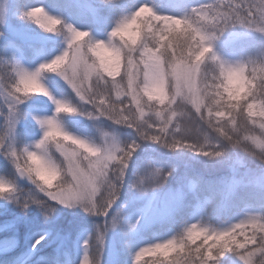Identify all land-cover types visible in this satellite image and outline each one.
Returning a JSON list of instances; mask_svg holds the SVG:
<instances>
[{
    "label": "clouds",
    "instance_id": "clouds-1",
    "mask_svg": "<svg viewBox=\"0 0 264 264\" xmlns=\"http://www.w3.org/2000/svg\"><path fill=\"white\" fill-rule=\"evenodd\" d=\"M181 2L171 10L162 0H99L119 10L97 35L42 0L15 14L12 0H0V42L13 15L59 42L32 65L0 55V158L10 169L0 172V201L25 214L35 207L45 222L60 208L99 221L80 264H104L111 234L134 236L145 215L129 214L130 203L156 196L178 171L153 156L138 163L146 145L208 162L235 157L236 187L261 198L232 215L189 213L163 237L127 245L131 264H264V0ZM236 32L259 43L223 50ZM26 123L35 132L22 138Z\"/></svg>",
    "mask_w": 264,
    "mask_h": 264
},
{
    "label": "rangeland",
    "instance_id": "rangeland-1",
    "mask_svg": "<svg viewBox=\"0 0 264 264\" xmlns=\"http://www.w3.org/2000/svg\"><path fill=\"white\" fill-rule=\"evenodd\" d=\"M94 1L59 0L57 2H49L48 0H42L51 12L62 14L78 25L91 26L96 30L97 35H103L106 26L111 23V20L109 16L103 14L100 5ZM31 2L32 0H12V13ZM179 6L182 7V2H179ZM165 7L171 10L179 9L175 5H165ZM258 43L259 41L255 38L236 32L229 33L220 46L223 50L231 53L253 48ZM27 44H34L37 50L44 47L46 51H51L53 47L59 45V42L47 40L40 31L27 27L24 22L18 19L14 20L11 17L6 37L4 41L0 42V55L8 47L11 50H14L13 47H15L21 51ZM22 56L26 63L32 65L39 59V51L33 59L26 55ZM2 123L3 121L0 120V124ZM72 123L73 127L78 130L80 129L79 125H85L89 128L83 121H73ZM26 126L27 123L21 127L20 136H22V131ZM157 151L169 154L164 150L146 145L142 152L143 154H140L141 157L140 159L138 158L137 162L142 163L149 156L157 157ZM175 156L180 158L191 169L221 173L218 186L213 194L215 197L210 199L207 196L199 199L189 213L209 208L220 214L223 208L228 206V202L232 197L239 192L242 193L243 199L248 195L250 198L261 195L253 189L236 187L234 180L242 175L243 169H240L234 157L223 162H208L202 158L187 154H177ZM181 160L176 158L173 164L168 163L166 160H162V162L176 166L178 169L176 173H179L182 164ZM247 163L249 162L247 161ZM252 164L255 167L257 166L255 162ZM248 166L253 170L249 174L248 179L255 180L258 168L254 167V169L252 166ZM3 171H10V169L6 162L0 158V172ZM175 176L156 196L139 198L130 203L128 213L133 217L140 214L145 215V222L134 236L125 237L122 233L109 236L103 257L104 264H131L127 245H131L132 249L135 250V248L145 242L163 237L177 226H170L164 230H159L158 227L154 228L169 218L179 208L185 198L197 197V187L195 190H191L188 183L190 179L196 181L192 175L188 174L182 177L179 175L174 179ZM24 187L27 188L25 185ZM129 199L130 194L126 193L125 200ZM98 222L94 218L86 216L79 209L68 211L63 208L58 209L56 216L51 221L45 222L35 207L25 214L15 206L0 201V264H80L84 254L83 243L90 233H94V225ZM43 235H46L47 239L33 251L32 245L36 239ZM223 264H232L231 258L225 259Z\"/></svg>",
    "mask_w": 264,
    "mask_h": 264
},
{
    "label": "trees",
    "instance_id": "trees-1",
    "mask_svg": "<svg viewBox=\"0 0 264 264\" xmlns=\"http://www.w3.org/2000/svg\"><path fill=\"white\" fill-rule=\"evenodd\" d=\"M48 1L49 2H57L59 0H48ZM94 2L97 3L98 5H100L99 4V0H95ZM162 2L164 3V5H169V6L175 5L176 7L181 8L179 6V2H181L180 0H162ZM100 7L102 8L103 14L106 15V16H109L110 20H112L113 16L119 10L118 8L117 9L104 8L101 5H100ZM19 9H21V8H19ZM19 9L15 10L13 13L14 14L18 13ZM173 10H176V9H173ZM12 18L14 20H17L15 18V15H13ZM25 25L27 27H30V28L36 30V31L37 30L39 31V29H37L34 25H29V24H25ZM49 47H51V46H49ZM13 49L14 50H11V48L8 47L2 52V54H7V53H10V52H17L20 55H26L30 59H33L35 54H37V52H38L37 47L34 44L25 45L23 47V52H21L18 48H15V47H13ZM72 126H74L73 123H72ZM79 128H80L79 130H81V131H87L89 129L85 125H79ZM34 130H35L34 127H32L31 125L27 124V126L22 131V136L21 137L23 138V137H25L26 134L33 133ZM141 154H143V153H141ZM189 156H191V155H189ZM140 157H141V155L139 156V159H140ZM156 158L161 160V161L162 160H166L170 164H173V161H175L176 158L181 160L180 158H178L176 156H173L171 154H166L163 151H159V152L157 151V157ZM245 159L247 160V158H245ZM247 161L249 162L248 165L252 166V168L255 167L252 164V163H254V161H251V160H247ZM181 162H182V164L180 166V172L175 174L176 176L174 177V179H176V177H178L179 175H180V177L188 175V174L190 176L192 175L194 177V179L196 180L197 184H198L197 197H194V198L187 197V198H185L183 203L179 206V208L175 212H173L169 216V218H167L165 221L159 223L157 226L154 227V228L158 227L159 230H164L167 227L177 225L181 219L187 217L188 213L192 210V207L194 206V204L199 199H203V198H205L207 196H209L210 199L215 197L213 194L216 191L215 188L218 186V181L220 180L221 173L205 172V171H201V170L191 169L190 167L186 166V164H184V162L182 160H181ZM186 172H188V173H186ZM173 181L175 182V180H173ZM241 195H242V193H240V192L235 194L232 197V199L228 202V206L223 208V211L220 213V215L221 216L231 215L235 211H239V209L241 207H243V203L244 202L248 201V202L255 203V202H258L260 200V198H261V195H257L256 197L250 198V196L248 194H246L248 196L245 199H243V197Z\"/></svg>",
    "mask_w": 264,
    "mask_h": 264
},
{
    "label": "snow or ice",
    "instance_id": "snow-or-ice-1",
    "mask_svg": "<svg viewBox=\"0 0 264 264\" xmlns=\"http://www.w3.org/2000/svg\"><path fill=\"white\" fill-rule=\"evenodd\" d=\"M54 83H56L57 85H58V82H54ZM59 86V85H58Z\"/></svg>",
    "mask_w": 264,
    "mask_h": 264
},
{
    "label": "water",
    "instance_id": "water-1",
    "mask_svg": "<svg viewBox=\"0 0 264 264\" xmlns=\"http://www.w3.org/2000/svg\"><path fill=\"white\" fill-rule=\"evenodd\" d=\"M26 187H28L27 185H25Z\"/></svg>",
    "mask_w": 264,
    "mask_h": 264
}]
</instances>
